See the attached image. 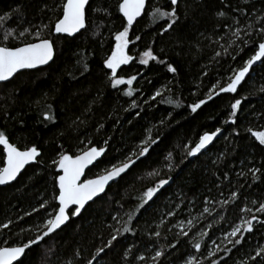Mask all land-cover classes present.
<instances>
[{
	"label": "trees",
	"instance_id": "obj_1",
	"mask_svg": "<svg viewBox=\"0 0 264 264\" xmlns=\"http://www.w3.org/2000/svg\"><path fill=\"white\" fill-rule=\"evenodd\" d=\"M62 2L0 0V15L12 17L6 20L4 27L15 31L33 25L42 27L59 14V9L56 14L47 12L45 4L52 8ZM168 3L169 0H149L147 12ZM116 4L117 0H93L94 9L106 7L113 12L104 21L107 26L98 29L96 25L101 17L94 11L89 12L87 31L82 30L75 38L51 37L56 47L54 63L20 72L9 82L0 84V131L21 148L36 144L43 160L42 164L26 167L11 185L0 187V224L13 221L9 228H0V246H4L5 240L11 244L33 238L37 227L53 211L57 203L54 199L56 169L50 162L58 158V153L79 154L90 146L104 147L105 154L85 174L89 179L114 164L119 165L132 153L138 154L148 129L153 138L159 135L160 139L145 157L110 185L104 195L88 204L81 216L73 217L62 231L46 238V243L33 246L25 264H67L75 259L73 253L77 248L84 259H91L96 249L115 234L113 229H120L122 235L118 236L114 247L101 253L93 264H124L121 256L129 245H136V255L149 258L147 262L136 260L134 264H151L150 258L157 248L166 252L160 264H184L189 254H195L192 245L196 242L211 247L215 240L223 248L224 234L240 223L241 218H250L241 209L254 208L253 200L264 201V146L247 131L248 128L264 131L262 66L254 65L237 93H220L196 112L190 108L198 100L207 99L209 89L217 81L225 84L232 75L231 69L241 66L252 54L251 46L235 51L243 47L239 41L229 47V41L235 38L230 33L226 35L228 30L221 28L223 23L231 24L233 15L238 16L241 25L249 19L230 9L248 8L259 13L264 10V0H180V23L163 35L160 30L165 21L145 14L129 32L133 41L129 55L133 60L118 69V75L125 78L134 75L137 79L131 86L120 85L114 89L103 61L114 47V33L122 30L124 23L121 14L115 11ZM18 7L23 17L15 13ZM218 10L227 11L228 16H218ZM3 35L4 29L0 28V40ZM44 35H49L47 30ZM137 35L141 40H135ZM32 39L27 37L29 41ZM5 43L19 46L20 40L10 38ZM149 47L176 67L177 72H169L165 64L157 61L140 64L141 53ZM224 48L231 55L226 54ZM216 52L221 55L215 57ZM78 54L83 56L79 64ZM84 63L88 71H83ZM77 68L80 70L76 71ZM70 72L75 75L70 76ZM129 88L132 96L125 95ZM157 90L161 96L152 99ZM168 99L174 103L163 102ZM235 99H241L242 104L237 111V122L232 124L230 105ZM47 105H51L52 121H43ZM216 128H221L222 134L207 150L195 157L186 156L185 145L194 147L200 135ZM234 130L239 132L238 137ZM169 152L172 157L166 160ZM168 163L173 165L172 169L165 166ZM249 167L262 169L257 173L260 179L253 181L250 173L246 177L237 175L242 170L247 172ZM153 170L159 171L160 176L148 177L147 173ZM224 173H228V179L224 178ZM159 179H169V184L141 208L143 192L155 186ZM232 191H239L238 199H232ZM205 197L209 200L207 205ZM225 200L229 203L224 204ZM41 203H45L47 212L39 207ZM205 206L210 208V214L203 212ZM34 208L38 211H33ZM169 212L174 215H167ZM189 220L193 221L191 226ZM125 226L132 231L123 232ZM156 231L161 233L159 238L153 235ZM184 231L189 233L187 237L182 235ZM202 232L209 235L201 237ZM245 236L244 243L232 253L221 251L216 259L221 264L223 261L252 264L248 257L264 246V228L256 225L253 233ZM171 244H176V248L170 247ZM50 247L55 249L53 255L47 252Z\"/></svg>",
	"mask_w": 264,
	"mask_h": 264
},
{
	"label": "snow or ice",
	"instance_id": "obj_2",
	"mask_svg": "<svg viewBox=\"0 0 264 264\" xmlns=\"http://www.w3.org/2000/svg\"><path fill=\"white\" fill-rule=\"evenodd\" d=\"M92 3L93 0H63L62 4L55 5L52 8H48L45 4L44 8L47 12L56 14L57 9H59V14H56V18L50 20L49 23L43 24L42 27L33 25L32 27H23L19 31L5 28L4 25L6 20H10L12 17L8 16V14L0 15V28L4 29L3 39L0 40V82L10 81L22 70L37 69L38 66L49 65L50 62L54 63L56 47L55 40L51 37L58 34L67 38H75L77 34H82V30L87 31L89 27V12L94 11L101 17L100 23L96 25L98 29L107 26L104 21L108 20L113 15V12L106 7H97L94 9ZM146 5L150 6L149 0H117L115 11L121 14L124 23L122 24V30H117L114 33V47L110 55L103 61L104 68L108 70L106 73L107 78L111 87L114 89L120 85L131 86L133 81L137 79L134 75L127 78L118 75V69H120L122 65L129 64V62L133 60V57L129 55V45L133 43L130 39L129 32L134 22L137 21V18H141L145 14H148L154 20L163 19L165 23L164 26L161 27V35L174 29L175 26L180 23V0H169V3L166 5L153 7L150 13L147 12ZM225 7H227V5ZM14 11L20 17H23V12L19 7ZM230 11L249 17V19L244 25H241L238 16L233 15L231 17V24L227 22L223 23L221 28L228 30L226 35L230 33V36L235 38L229 41V47L235 44L236 41H239L240 45H243V47H237L234 50L240 52L243 51L244 48L251 46L252 54L248 59L242 62L241 66L231 69L232 75L225 84L221 85L220 82L217 81V83L209 89L207 99H200L198 102L191 104L190 108L192 112H196L202 105H205L208 101L212 100L214 96H218L220 93H237L242 82L249 76L250 71L254 70V65L257 63H259L262 66V70H264V10H261L259 13L254 9L248 8H236L230 9ZM217 15L220 17H227L228 12L218 10ZM21 23H23L22 19ZM33 27L36 28L35 31H33ZM45 30L48 31V36L44 35ZM29 36L33 38L31 41L27 40ZM10 38L19 39V46H9L5 43L9 41ZM223 38L224 37H221V39ZM135 40H141V36L137 35ZM216 43H218V41H216ZM221 47H223V45H221ZM224 52L231 55L228 53L227 48H224ZM220 55V52L215 53V57H219ZM78 57L77 63L79 64L81 60H83V56L82 54H78ZM232 59L235 60L236 56H232ZM149 61H157L160 64H165L167 70L171 73L177 72V68L171 63H168L165 59H161L154 54V50L151 47L141 53L139 62L142 65H148ZM79 70V68L76 69V71ZM83 71H88L87 63L83 64ZM68 74L70 76L75 75L74 72ZM206 74L207 73H205V75ZM217 88L218 91L216 90ZM261 90L264 91V88ZM132 94L131 88L125 92L127 96H132ZM157 96H161L159 90L156 91L152 99H155ZM163 102L170 104L174 103L171 99ZM241 104V99H235L230 105L231 112L229 115L232 124H236L237 122V111L240 110ZM133 106H136L135 101H133ZM137 115H139V113H137ZM42 116L43 121L54 120V116L51 113V105H47V111H44ZM77 120H79V117H77ZM163 123L164 121L162 120L161 124ZM147 131L148 135L141 141L138 154L132 153V155L126 157L119 165L114 164L110 169L106 168L102 174L91 179H82V177L85 176V170L90 165H93L99 157L105 154L106 149L104 147L90 146L79 152V154H69L64 151L58 153V158L52 159L50 162V166L56 169L54 174V187L56 190L54 199L57 203L53 211L48 213L43 224L37 227V234L33 238L27 239L26 242L11 244L5 240L4 246H0V264H25L28 253L32 250L33 246L38 247L42 242L46 243V238H50L58 231H62L64 227H67L73 217L81 216L82 210H85L89 202H94L95 198L105 193L106 186L110 181L126 173L127 170L136 164L138 159L145 157L149 153L151 146L155 145L160 139L159 135L155 138L152 137L151 129ZM221 131V128H216L215 131L204 132L199 136L198 142L195 143L194 147L188 148V146L185 145L187 149L186 156L195 157L197 154H200L202 150H205L212 144L214 138H216ZM247 131L258 141L259 145L264 146V131H253L252 128H248ZM234 134L237 137L240 135L239 132L235 130ZM105 144H107V141H105ZM0 146H2V149H0V151H2L0 164L3 165L0 167V185H6L15 181L27 165L31 163H36L38 165L43 163L42 151L36 144L21 148L17 144L12 143L9 136L4 131H0ZM133 155L136 159L132 158ZM221 155H223V153ZM171 157L172 153L169 152L165 159L170 160ZM165 166L169 169L173 167L171 163ZM261 171V168L249 167L247 172L242 170L237 173V175L246 177L250 173L252 180L256 181L260 179L257 173H261ZM147 176L159 177L160 172L153 170L148 172ZM224 178L228 179V173H224ZM167 184H169V179H159L155 186L147 187L141 197L143 203L140 207L143 208L145 204L152 201L160 189ZM250 186L251 185H249V187ZM243 187L244 185H241V188ZM230 195L233 200L238 199L239 191H232ZM204 202L205 205L208 204V197H205ZM227 203H229V201L225 200L224 204ZM251 203L255 206L254 208L246 206L241 209L242 212L249 214L250 218H241L240 223L233 226L229 232L224 234L222 243L226 241V244L223 248H221V244L216 243L215 240L212 241L211 247L207 244L196 242L192 245L195 254H189L184 264H205V262H207V264H221V261L216 259L219 252L223 251L226 254L232 253L233 249H236L237 246L244 243L246 239L245 234L253 233L256 225L264 228V219L261 218L264 216V201L258 202L253 200ZM39 207L45 209L47 212L45 203H41ZM33 211H38V209L34 208ZM203 212L210 214L211 210L209 207L205 206ZM25 215L31 214L25 213ZM167 215L172 216L174 213L169 212ZM20 219H23V217ZM113 219H116V216H113ZM131 219L132 217L129 216V220ZM12 223L13 221L9 220L7 223L0 224V228L7 229ZM188 224L191 226L193 221L189 220ZM23 231L24 229L22 228L21 232ZM113 231L115 234H112L110 239H108L102 247L96 249L91 259H84L80 249L77 248L73 253L75 259L69 260L67 264H93V261H98L101 253H106V249L111 250L115 242H118V236L122 235L120 229H113ZM130 231H132V229L127 226L123 229V232ZM153 235L159 238L161 233L156 231ZM182 235L187 237L189 233L184 231ZM200 235L203 237L209 234L202 232ZM209 239H211V236H209ZM178 243L179 241H177V244ZM228 245H231V247H228ZM170 247L174 249L176 248V244H171ZM134 248H136V245H129L124 249L121 256L124 264H134L136 260L147 262L149 258L143 254L136 255ZM47 252L49 255H53L55 249L50 247ZM165 255L166 252L163 249L157 248L155 254L150 258L151 264H160L161 258L165 257ZM130 257L133 258L132 261L129 260ZM248 260H250L252 264H264V246L258 247L255 251V255L249 256ZM223 264H227V262L223 261Z\"/></svg>",
	"mask_w": 264,
	"mask_h": 264
},
{
	"label": "water",
	"instance_id": "obj_3",
	"mask_svg": "<svg viewBox=\"0 0 264 264\" xmlns=\"http://www.w3.org/2000/svg\"><path fill=\"white\" fill-rule=\"evenodd\" d=\"M139 19H140V18H137V21H138ZM137 21H136V22H137ZM136 22H134V24H135ZM57 35H58V34H57ZM77 35H78V34H77ZM50 63H51V62H50ZM47 66H48V65L38 66L37 69H42V68H45V67H47ZM37 69L22 70L21 72H23V71H34V70H37ZM18 74H19V73H18ZM16 75H17V74H16ZM16 75H15V76H16ZM6 82H9V81H6ZM6 82H0V84L6 83ZM221 134H222V131H221L220 134H218V136H217L216 138H214V141H215L216 139H218V138L220 137ZM214 141H213V142H214ZM213 142H212V144H213ZM212 144H210L205 150H207ZM0 147L2 148V146H0ZM205 150H202V151H205ZM100 158H101V157H99V158L97 159V161L93 163V165H90V166L85 170V174H86V172H87L91 167H93V166H94V165L100 160ZM141 158H143V157H141ZM141 158H140V159H141ZM134 159H136V158H134ZM138 160H139V159H138ZM138 160H137V161H138ZM137 161H136V162H137ZM33 164H35V163H31V164L27 165L26 167H28V166H30V165H33ZM26 167H25V168H26ZM127 171H128V170H127ZM127 171H126V173H127ZM22 172H23V170H22ZM22 172H21V173H22ZM124 174H125V173L121 174L120 177H122ZM18 177H19V176H18ZM120 177H117V178H115L113 181H110L109 184L106 186L105 192H106L107 188H108L110 185H112L113 183H115ZM84 178H85V176L82 177V179H84ZM93 178H95V177H93ZM17 179H18V178H17ZM17 179H16V180H17ZM89 179H91V178H89ZM16 180H15V181H16ZM15 181H12V182H10L9 184H6V185H0V187H5V186H8V185H11V184L14 183ZM104 194H105V193H102L101 196L104 195ZM101 196H100V197H101ZM98 198H99V197H98ZM98 198H95V200L98 199ZM90 203H92V202H89V204H90ZM86 206H87V205H86ZM82 211H83V210H82Z\"/></svg>",
	"mask_w": 264,
	"mask_h": 264
}]
</instances>
